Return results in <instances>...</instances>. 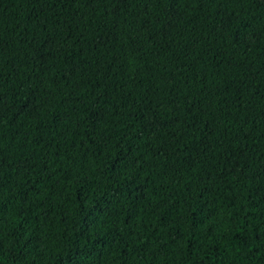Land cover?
Here are the masks:
<instances>
[{
  "label": "trees",
  "instance_id": "trees-1",
  "mask_svg": "<svg viewBox=\"0 0 264 264\" xmlns=\"http://www.w3.org/2000/svg\"><path fill=\"white\" fill-rule=\"evenodd\" d=\"M0 101V264H264L262 0H0Z\"/></svg>",
  "mask_w": 264,
  "mask_h": 264
},
{
  "label": "rangeland",
  "instance_id": "rangeland-1",
  "mask_svg": "<svg viewBox=\"0 0 264 264\" xmlns=\"http://www.w3.org/2000/svg\"><path fill=\"white\" fill-rule=\"evenodd\" d=\"M264 2V0H262ZM173 16V15H172ZM248 40L255 42L257 40V37L255 35L249 34ZM22 110H18V112H21ZM7 112H10V108L7 107L3 102L0 101V114H5ZM149 124L155 125L157 124V119L153 116H148L147 119ZM150 128V127H149Z\"/></svg>",
  "mask_w": 264,
  "mask_h": 264
}]
</instances>
